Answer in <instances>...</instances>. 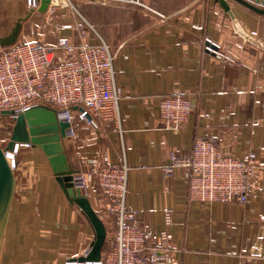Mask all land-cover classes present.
<instances>
[{"label": "crops", "instance_id": "0c3cea01", "mask_svg": "<svg viewBox=\"0 0 264 264\" xmlns=\"http://www.w3.org/2000/svg\"><path fill=\"white\" fill-rule=\"evenodd\" d=\"M8 2L0 0V13ZM229 3L244 35L215 0H144L146 8L74 0L72 9L57 10L53 22L41 12L25 21L19 37L21 43L61 37L106 43L114 50L124 133L110 123L94 128L76 119L75 135L65 143L69 165L87 172L106 158L109 165L127 166V203L148 246L158 245L168 228L175 264H264V16ZM172 95L192 107L177 131L166 130L160 114L161 99ZM198 138L213 141L227 156L255 155L248 203L191 204L185 172L165 175L172 158L189 156ZM15 158L0 264L80 262L95 241L92 224L62 190L42 150L19 146ZM84 195L106 226L104 255L114 221L95 182ZM166 211L172 213L168 227Z\"/></svg>", "mask_w": 264, "mask_h": 264}, {"label": "built area", "instance_id": "2783aa9c", "mask_svg": "<svg viewBox=\"0 0 264 264\" xmlns=\"http://www.w3.org/2000/svg\"><path fill=\"white\" fill-rule=\"evenodd\" d=\"M59 1L73 7L74 0ZM87 1L146 8L144 0ZM26 2L29 12H39L42 0ZM59 8L65 7L49 6L46 13L51 22ZM62 54L69 58H61ZM115 58L116 53L106 43L86 45L62 37L55 43L39 40L0 47V112L10 111L17 117L36 106H47L56 111L59 121L71 124L67 138L75 135L72 124L76 119L94 128H99L100 121L110 123L123 134L120 112L123 92L116 81ZM191 113L190 101L181 95L166 96L160 101L166 130L183 129ZM17 153L18 150L12 158ZM7 157L10 158L9 154ZM254 161V154L247 159L227 156L213 141L198 138L191 154L174 156L171 164L164 167V173L169 177L176 169L185 172L187 199L191 204L244 205L252 196ZM11 166L15 171L17 166L14 163ZM128 177L127 166L109 165L106 158L96 169L75 176V187L83 194L92 182L96 183L107 200L115 228L109 249L100 262L67 264H175L168 228L160 233L158 245L148 246L147 233L127 203ZM171 214L166 211L167 227L171 224Z\"/></svg>", "mask_w": 264, "mask_h": 264}, {"label": "water", "instance_id": "95a60500", "mask_svg": "<svg viewBox=\"0 0 264 264\" xmlns=\"http://www.w3.org/2000/svg\"><path fill=\"white\" fill-rule=\"evenodd\" d=\"M229 1L264 16V0H254L252 3L246 0H215L234 21L236 30L242 35L244 34L240 30ZM51 4L55 7H68V3L65 1L53 0L52 3V0H42L39 12H47ZM32 14L33 12H30L29 15ZM25 21L26 19L20 18L11 34L0 39L1 48H9L17 44ZM207 44L211 45L209 42ZM3 116L12 118L15 121V126L8 145L5 148L0 146V238L7 223L16 188V174L7 156L9 153L15 154L19 146L38 148L48 158L54 176L62 190L73 203L82 209L95 230V241L91 250L87 257L80 259V262H100L106 245L107 229L93 209L88 197L75 187V176L80 172L71 169L65 146L71 124L59 121L56 111L47 106H36L17 117L13 112L2 111L0 117ZM89 118L91 119V117ZM15 166H18L17 161Z\"/></svg>", "mask_w": 264, "mask_h": 264}, {"label": "rangeland", "instance_id": "374dc122", "mask_svg": "<svg viewBox=\"0 0 264 264\" xmlns=\"http://www.w3.org/2000/svg\"><path fill=\"white\" fill-rule=\"evenodd\" d=\"M8 1L9 2L6 4V7L9 8L8 9L9 11L4 6V11H1L0 13V39L5 38L11 34L13 28L15 27L16 23L19 21L20 18L26 19V21H28L32 18H36L40 16L41 14L38 12L30 16L29 15L30 12L27 8V2L25 1H20V2H18V0H8ZM1 8L3 10L2 6H0V9ZM62 9L70 10L72 9V7L68 6ZM47 17H49V13ZM48 23L49 26H52L49 21ZM49 42L50 41H48V43ZM17 43H21V42L18 41ZM14 126H15V121L12 118L6 116L0 117V146L2 148H5L8 145L9 141L11 140Z\"/></svg>", "mask_w": 264, "mask_h": 264}, {"label": "bare ground", "instance_id": "6f19581e", "mask_svg": "<svg viewBox=\"0 0 264 264\" xmlns=\"http://www.w3.org/2000/svg\"><path fill=\"white\" fill-rule=\"evenodd\" d=\"M9 161H10V163L12 164V163H16V158H15V156H14V158H12L13 156H12V154L11 153H9Z\"/></svg>", "mask_w": 264, "mask_h": 264}]
</instances>
